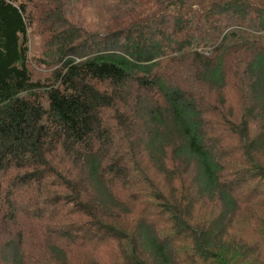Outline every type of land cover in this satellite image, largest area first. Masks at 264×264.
<instances>
[{"label": "trees", "instance_id": "1", "mask_svg": "<svg viewBox=\"0 0 264 264\" xmlns=\"http://www.w3.org/2000/svg\"><path fill=\"white\" fill-rule=\"evenodd\" d=\"M108 1L40 84L0 0V264H264V0Z\"/></svg>", "mask_w": 264, "mask_h": 264}, {"label": "rangeland", "instance_id": "2", "mask_svg": "<svg viewBox=\"0 0 264 264\" xmlns=\"http://www.w3.org/2000/svg\"><path fill=\"white\" fill-rule=\"evenodd\" d=\"M25 5L30 13L28 68L34 81L45 84L60 68L61 61L68 57L64 56L61 60L62 54L52 37L69 27L79 31L82 37L92 32L94 35L101 34L107 20V6L113 3L108 0H25ZM77 44L76 49L82 48L81 39ZM66 47H62V51ZM44 89L42 87L38 91L39 96H42Z\"/></svg>", "mask_w": 264, "mask_h": 264}]
</instances>
